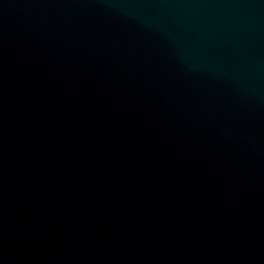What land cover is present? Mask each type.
Masks as SVG:
<instances>
[{
	"label": "water",
	"instance_id": "obj_1",
	"mask_svg": "<svg viewBox=\"0 0 264 264\" xmlns=\"http://www.w3.org/2000/svg\"><path fill=\"white\" fill-rule=\"evenodd\" d=\"M0 264H264V0H0Z\"/></svg>",
	"mask_w": 264,
	"mask_h": 264
}]
</instances>
